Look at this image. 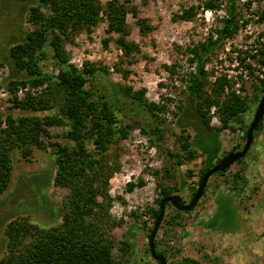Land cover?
Wrapping results in <instances>:
<instances>
[{
    "label": "rangeland",
    "instance_id": "1",
    "mask_svg": "<svg viewBox=\"0 0 264 264\" xmlns=\"http://www.w3.org/2000/svg\"><path fill=\"white\" fill-rule=\"evenodd\" d=\"M109 1L99 0L101 5ZM208 1L213 4L210 9L204 6ZM118 2L135 11L126 15L128 39L136 46L131 55L126 56L118 44V34L108 32L102 12L90 30L63 38V49L67 64L88 77L86 87L112 102L116 124L130 125L126 136L106 154L111 165L117 164L107 183L112 199L108 215L114 221L110 235L115 242L127 239L132 245L126 264H159L148 252V230L155 222L152 212L158 209L161 188L170 187L172 195L188 203L199 184L205 160L196 146L202 141L196 129L202 132V128L195 102L187 93L196 66L191 51L200 44L213 43L205 59V91L211 94L220 81L223 86L219 101L234 94L246 104L240 114L241 123L229 120L225 124L216 105L206 109L209 127L216 130L220 143L215 162L234 148L241 150L245 128L264 91V0H236V26L221 37L219 31L227 19L229 0ZM37 3L0 0V136L8 115L14 119H43L58 110L56 104L37 111L14 106V99L39 97L47 88V83L30 84L24 71L9 65L11 48L34 28L28 13ZM190 8L194 9L192 15L181 18ZM138 19L147 23L144 32ZM42 51L40 70L56 76L59 69L51 47L46 45ZM12 80L16 82L13 87ZM128 88L133 93L144 90L147 102L164 107L151 116L124 95L122 90ZM66 130L62 125L48 127L49 134L41 136L45 148L29 146L25 156V148L10 151L9 182L0 192V259L7 251L5 229L9 222L24 218L40 228L61 223V202L67 190L54 184V146L71 144L65 138ZM184 141L194 151L190 159ZM89 149L94 151L90 145ZM129 183L134 184L131 191ZM222 197L230 201L235 214L233 226L228 229L210 225ZM155 243L156 249L164 252L166 264H183L185 258L200 264H264V119L245 157L223 175L210 177L194 210L183 213L166 205ZM112 252L118 255L116 248Z\"/></svg>",
    "mask_w": 264,
    "mask_h": 264
},
{
    "label": "trees",
    "instance_id": "2",
    "mask_svg": "<svg viewBox=\"0 0 264 264\" xmlns=\"http://www.w3.org/2000/svg\"><path fill=\"white\" fill-rule=\"evenodd\" d=\"M235 1L229 0L227 19L219 31L220 37L229 33L231 27L236 26ZM37 2V6H30L28 13L29 21L34 28L26 33L21 43L11 48L9 65L12 69L24 71L30 84L47 83V88L39 97L29 95L22 101L14 99V106L18 109L37 111L56 104L58 110L54 116L43 119L28 116L14 119L7 116L6 128L2 129L0 136V192L9 182L10 151L14 148H25V156L29 154V146L45 148L41 136L48 135L47 128L54 124L67 127L65 138L71 142L58 143L54 146L56 154L54 184L66 189L67 192L61 202V223L49 228L30 224L24 218L8 223L5 229L7 251L0 259V264H126L133 251L132 245L127 239L115 242L109 232L114 226V221L108 215L112 199L107 193V183L117 169V164L111 165V160L106 154L126 136L130 125L116 124L118 119L112 102L106 96H100L95 90L87 88L86 74L67 64L63 38H71L80 30H90L100 19L99 14L102 12L107 18L108 32L118 34L117 42L124 48L125 55L129 56L136 46L128 39L129 26L126 23V15L129 12L135 14V11L118 0H111L105 5H101L99 0H37ZM204 6L210 9L213 4L208 1ZM193 12L194 9L190 8L181 18H189ZM138 24L144 32V28H147L146 21L138 19ZM46 45L51 47L52 58L59 69L56 76L43 73L38 65L44 53L42 48ZM212 45L213 43L209 41L192 49L196 66L187 87L189 99L195 102V110L202 128V132L195 128L196 135L198 134L202 141L198 145L194 144L205 155L200 180L208 169L221 160L217 159L214 162L219 153L220 143L216 130L209 127L206 109L216 105L226 124L229 120L241 123L240 114L246 107L244 101L234 94H228L224 101H219L223 86L220 81L211 89V94L208 95L205 91V59ZM262 62L264 63V57ZM15 83L12 80L10 86L13 87ZM122 91L133 104L151 116H156V111L164 107L147 102L144 99V90L133 93L128 88ZM263 119L264 116L253 135ZM247 129L248 126L245 128L243 138ZM89 145L94 151H90ZM190 148L191 145L185 142L188 159L194 156V151ZM236 150L237 148L232 149L222 156V159ZM180 164L181 161H178L177 165ZM228 169L214 175H223ZM133 187V183L127 186L130 191ZM171 195L170 187L161 188L158 209L152 212L154 219L159 213L160 201ZM184 203L182 201V204ZM234 215L230 201L222 197L218 200V210L210 225L218 229L231 228ZM151 229L152 227L149 228V233ZM115 248L117 256L112 252ZM156 248L155 243V252L163 255L166 260L164 252ZM183 264L200 263L185 258Z\"/></svg>",
    "mask_w": 264,
    "mask_h": 264
},
{
    "label": "water",
    "instance_id": "3",
    "mask_svg": "<svg viewBox=\"0 0 264 264\" xmlns=\"http://www.w3.org/2000/svg\"><path fill=\"white\" fill-rule=\"evenodd\" d=\"M263 116H264V91L258 101L257 107L253 115V119L247 129L246 136H245V143L242 149L239 152H232L226 155L216 165L208 169L203 174L202 179L200 180L195 193L193 194L192 198L190 199L188 203L182 204V198L181 196L177 194L171 195L169 197H165L164 199L160 201L159 213L155 219L154 225L148 237V252L150 254V257L153 260H155L159 264H166V260L164 256L161 254H157L155 252V239L160 229V226L162 224V221L164 219L166 205L170 204L174 209L181 211V212L191 211L197 205V203L200 201L201 197L203 196L205 187L210 177L218 172L225 171L232 164L237 162L239 159L245 157L253 141L254 130L257 128Z\"/></svg>",
    "mask_w": 264,
    "mask_h": 264
}]
</instances>
